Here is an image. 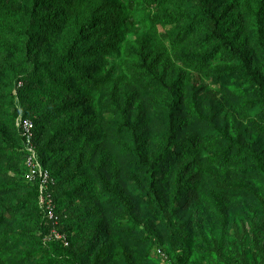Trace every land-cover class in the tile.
<instances>
[{
  "label": "trees",
  "instance_id": "16d2710c",
  "mask_svg": "<svg viewBox=\"0 0 264 264\" xmlns=\"http://www.w3.org/2000/svg\"><path fill=\"white\" fill-rule=\"evenodd\" d=\"M13 91L66 247L45 241ZM0 112V264H136L143 242L170 264H264V191L238 176L264 174V0H0ZM200 205L219 231L196 243Z\"/></svg>",
  "mask_w": 264,
  "mask_h": 264
},
{
  "label": "rangeland",
  "instance_id": "374dc122",
  "mask_svg": "<svg viewBox=\"0 0 264 264\" xmlns=\"http://www.w3.org/2000/svg\"><path fill=\"white\" fill-rule=\"evenodd\" d=\"M260 60H263V57L261 56L259 58ZM110 66H114L115 62H116V58H112L110 59ZM197 78H195L196 80ZM194 80V79H193ZM199 86L202 85L206 88H204L205 90L203 91V93L206 92H211L213 90H216L217 88H213L212 85L209 84L208 81H199L198 82ZM216 104L218 105V102H216ZM12 105L15 106V108L18 109L19 114L17 119H19L21 117L22 114V109L20 107L19 104V98L16 94V91L12 92ZM225 110L228 109V111H230L231 106H225L224 107ZM4 113V111H2ZM259 112L258 110H255V113ZM1 113V112H0ZM237 121L236 123H239V125H242L240 119H238L239 117L237 115H235ZM6 118V115L3 114L0 116V121H2L3 119ZM234 120V118H232ZM15 140V138H13ZM7 157V155H5L4 157L0 158V161L3 162H10V161H6L4 160ZM11 163V162H10ZM1 164V162H0ZM249 171V173H244V172H238V176L241 178L242 182H246L245 184L247 185H252L262 191H264V174L260 171L257 172H251ZM7 179V176H3L0 175V181H5ZM12 194H8L5 195L6 199H12L13 196H11ZM247 202H250V198H245L241 195H235L233 197H231L229 199V203H228V221L230 224H234L235 222H239L240 220H243L245 218V214H246V207H247ZM192 214L191 211H188L184 214L185 219L188 218L190 215ZM198 222V223H196ZM194 225L196 226V229L192 228L191 230L194 232L192 234L193 236V240L194 242H199V238L197 237V233L200 229H202V231L206 234V236H211V233L214 229V233L217 234L219 231L218 228V217L217 215L211 211L208 210V206L207 205H200L199 206V212L197 214V216L194 217L193 220ZM159 232V231H158ZM160 233V232H159ZM145 235L143 230H140L138 232H136V236H141V235ZM218 235V234H217ZM81 237H83V234L81 235ZM140 247H138V249H135V251H132L133 254L136 253V259L138 260L136 262V264H170V262L168 261H162L155 253V249L154 247L150 244V242H146V243H141L138 244ZM40 254V253H39ZM41 255V254H40ZM41 258V257H39ZM198 259V257L196 258V260ZM37 260V259H36ZM36 260H32V261H36ZM107 261V260H106ZM107 264H123L122 263V258L119 255H116L112 261L108 262Z\"/></svg>",
  "mask_w": 264,
  "mask_h": 264
},
{
  "label": "built area",
  "instance_id": "2783aa9c",
  "mask_svg": "<svg viewBox=\"0 0 264 264\" xmlns=\"http://www.w3.org/2000/svg\"><path fill=\"white\" fill-rule=\"evenodd\" d=\"M17 129L19 130L22 148L25 152V163L27 173L25 178L37 184L38 188V206L42 213L43 220L49 221V226L45 241L51 240L60 242L63 246H68V240L65 234L60 233L57 229L58 217L55 211V204L49 193V186L52 179L47 170H45L40 162L39 156L33 144V123L29 120L17 119Z\"/></svg>",
  "mask_w": 264,
  "mask_h": 264
}]
</instances>
